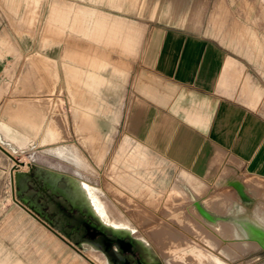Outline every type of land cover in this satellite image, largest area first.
Listing matches in <instances>:
<instances>
[{
	"label": "crops",
	"instance_id": "0c3cea01",
	"mask_svg": "<svg viewBox=\"0 0 264 264\" xmlns=\"http://www.w3.org/2000/svg\"><path fill=\"white\" fill-rule=\"evenodd\" d=\"M238 3L119 0L112 12L103 10L112 15L111 27L118 30L115 43L120 47L106 57L111 63L86 64L107 62L106 54H88V42L80 43L84 142L97 143L104 169L118 157L119 170L114 172L129 188L179 190L178 175L194 182L182 190L202 187L211 196L216 187L233 188L226 176L207 186L203 175L212 173L214 161L221 172L230 167L243 180H264V0ZM231 13L240 20V28L229 23ZM24 21V0H0V144L14 155L12 151L24 148V137L31 145L41 139L42 130L47 134L57 110L72 124V74L62 63L83 51L74 49L67 38L58 40L51 23L29 32ZM40 97L49 99L46 107L36 103ZM33 125L42 126L36 136L25 129ZM84 156L88 161L92 157ZM8 157L0 150L1 192L11 184ZM63 187L68 204L83 212L75 205L83 209L84 198L72 197L69 185ZM100 193L102 197L89 206L100 211L93 214L109 229L115 224L105 206L120 214L106 193ZM3 203L7 201L1 197ZM19 208L23 213L0 214V264H105L97 243L91 242V255H84L85 238L57 228L49 213L52 224ZM127 228L126 235L131 230ZM145 243L147 264L155 256ZM114 249L118 251L116 245ZM155 260L163 264L160 256Z\"/></svg>",
	"mask_w": 264,
	"mask_h": 264
},
{
	"label": "rangeland",
	"instance_id": "374dc122",
	"mask_svg": "<svg viewBox=\"0 0 264 264\" xmlns=\"http://www.w3.org/2000/svg\"><path fill=\"white\" fill-rule=\"evenodd\" d=\"M24 1V23L26 31L32 32L34 29L44 30L45 27L47 28L51 23V27L56 26L55 32L58 40L67 38L66 40L72 42V47H74V49L81 48L83 51L82 53H72L71 58L67 60V62L62 63L64 71L67 69L69 73L72 74L70 78L71 84L68 86V100L73 107L70 111L72 114V124L69 125L67 116L65 114L60 115V110H57V113L52 116L50 124L45 129L47 134H44L45 131L42 130L41 125L26 126L25 129L29 132H33L35 136L42 130V136L39 141L31 143V145L28 143L27 137H24V142L22 143L24 144V148L15 151V155L10 153V155L14 156V158L19 161V163H17L8 157L10 183L11 170H13L14 182L16 171L29 172L30 166H33V168L31 172L19 179L20 187H14L13 190L10 184V187L9 185L7 187L5 186L3 191H0V198L2 197L7 201V203L0 205V214L23 213V210L19 207L31 213V210L21 202L20 197H28L36 203L38 196L47 197L49 192H52L48 188H45L44 191L39 188L41 185L44 186L43 177L49 179L47 176L50 174L39 165H31L28 163L24 168L23 162L28 161L29 155L33 152L34 157L39 163H43L44 161L60 168L58 162L54 158H57V156L51 151L49 146H53L58 142L71 140V142H74L80 149L87 163L86 173L93 176V180L105 189L101 187L94 188L104 192V194L106 193L105 198L116 206V210L126 226L138 231L137 237L150 244L155 258L159 260L160 256L163 264H264V244H249L243 240L239 241L240 238L238 239L237 237L239 236L235 235L233 227L229 228L227 234H224L221 229L222 232L219 230V233H221H218L220 236H215L211 226L202 220L201 213L196 210L193 204L194 199L205 204H203L204 208L206 207V209L209 210L208 212L212 214L213 218L207 216L204 218L209 223H213V225L222 223L225 224L226 227H228V224L240 226L235 222V219L239 218L241 220L252 219L264 227V180H257V182L246 176L244 181L242 174L236 169L228 167L224 172H221L214 161L210 168L212 173L203 175L207 180V186L212 183V180L226 176L229 178L230 184H233L231 186L233 188H227L225 191H222L221 187H216L213 189L211 196L206 195L202 187L198 189L182 190L181 188L183 185L192 187L194 184L187 176L183 175H178V179L175 181V186L179 190L169 189L156 192L150 189L129 188V184L123 181L121 174L114 172L116 170L118 172L119 170L118 157L115 158V161L113 160L114 162L111 160L104 169V167L100 165L101 155L100 153H96L97 143L95 141L84 142V45L81 46L80 43L82 42L84 44V41L88 42L89 45L87 44L85 46V50H89L88 54H104V52L106 54L103 58H105L107 62H86V64L95 66L97 64L104 65L106 63H111L108 62V59L110 56H113L114 49L120 47L115 43L118 30L111 27V22L113 21L112 15L103 12V10L112 12L113 6L118 5L119 0ZM238 1L239 0H234L236 6L239 4ZM245 2L246 0H241L242 5L245 4ZM229 23L233 28H240L241 26L240 20L233 13L230 14ZM100 42H102V45H93V43ZM26 64L29 65L31 63L28 61ZM36 103L40 107H46L49 103V99L40 97V99L36 100ZM59 103H61V100L58 101V104ZM56 127L60 129L58 131L60 132V138L48 139L49 129L52 130ZM6 150L8 151L9 149L6 148ZM44 151L52 156L43 153ZM84 154H90L92 156L89 161L93 166L89 163ZM227 159L235 162L231 157ZM13 165L17 167L13 168ZM224 168L223 166V169ZM36 173H39L40 177L36 176ZM50 179L54 180L53 177ZM138 183L139 182H137L136 185ZM55 185L57 188L64 191L63 186L65 185L67 188L68 183L65 178H60ZM201 185L205 184L201 183ZM17 190L20 191V195L16 194ZM58 193L59 191H53L51 193L53 199H57L64 205H67V200L62 197L61 193ZM50 205L51 203H48L47 210L49 211H51L53 207V205ZM73 213L76 212L73 211ZM80 213L85 216L83 212ZM135 213L137 215H135ZM232 233H234L236 237ZM230 234L232 237L229 236ZM156 235H158V238ZM221 235L224 236V240ZM155 237L157 239H155ZM153 238L156 241L152 240ZM227 238H230L229 241ZM235 238L238 240H235ZM96 240L98 241V239ZM83 241L84 251L86 252L84 255L90 256L91 249L93 248L91 242L93 243V241L88 239H83ZM215 243L216 246L214 247ZM228 243L231 247H229ZM233 243L235 244L232 245ZM134 245L137 248L135 251L136 259L139 258L142 263L145 262L147 253L144 248L137 243H134ZM191 249L194 250L192 253L189 251ZM113 250L115 251L114 246ZM117 250L116 252L120 253V249L118 248ZM101 251H103L102 248ZM103 253L106 257L105 264H114L104 251ZM127 253L133 258L130 252Z\"/></svg>",
	"mask_w": 264,
	"mask_h": 264
},
{
	"label": "bare ground",
	"instance_id": "6f19581e",
	"mask_svg": "<svg viewBox=\"0 0 264 264\" xmlns=\"http://www.w3.org/2000/svg\"><path fill=\"white\" fill-rule=\"evenodd\" d=\"M63 120H64V118H63ZM59 130L60 129L57 128V127L54 128V129H52V130L49 129V131H48V137L47 138L48 139L60 138V132H58ZM49 147H50L51 151H53L55 153V155L57 156V158L54 157V156L53 157L58 162V165L60 166V168H57L53 164H49V163L44 162V161H43V163H39L37 161V159L34 157L33 152H31V154L29 155V160L26 161V162H23V167H25L28 163H30L31 165H39L40 167L45 168V169L48 170V174H50L48 178H52L53 177V179L56 180V181L59 180L60 178H65L66 181H67V178H71V179H74L78 184H80L81 187H84V185H89V186H93V187H97V188L100 187V185L97 184L93 180V176H90V174H87L86 173L87 172L86 171L87 170V163H86V161H85V159H84V157H83L80 149L76 146V144L74 142H71V140L70 141H65V142H58L57 144H55L53 146L51 145ZM12 152H15V151H12ZM9 153H11V150L9 151ZM43 153H45V151ZM11 154L14 155L13 153H11ZM45 154L50 155L48 153H45ZM50 156H52V155H50ZM12 176H13V171H12ZM94 194H96V193L94 192ZM193 202H194L193 204L195 205L196 210L199 211V213H201L202 220L205 223H207L209 226H211V229L213 231V234L215 233L214 234L215 236H218L222 232V230H223L224 234H227L229 232V228L230 227H233L234 232H235V235L239 236V237H237L238 239L239 238L241 239V240L239 239V241H242L243 240L244 242H247L249 244L250 243L264 244V227L261 224L253 221L252 219H243V220H241L239 218H236L235 219V222H237V224H239L240 226H236L235 224H234V226H232V225L228 224V227H226V225L225 224H222V223H218L217 225H213V223H209L204 218L205 216L213 218L212 217V214L210 212H208L209 210H207L206 207L204 208V206H203L204 203L202 204V203L198 202L196 199H194ZM74 205H75V203H74ZM75 207L79 208L82 211V207L81 206L75 205ZM105 208H106V210H105L106 211V214L108 215L109 219L115 224L113 227H111V228L109 227V229L106 226H104L103 223H101V221H99L96 218V216L93 213H91L90 211H88L86 213V215H88L89 217L93 218L96 221L95 223H97V225L101 226V228L103 230L112 232V233L117 234V235H120L122 237H130V238L133 239L134 243L140 244L143 248H145V250H148L149 249L148 246L145 243V240L140 239L139 237H137L138 236V231L136 229L129 230V232H128L127 235L124 234V230L121 227H126V224L122 221V219L120 218V216L112 208H110L108 205H106ZM135 208H136V206H135ZM137 208H139V207H137ZM131 211H132V208H131ZM140 213H142V212H140ZM135 215H137V214L135 213ZM187 216H189V215H187ZM105 219L106 218H104V220ZM214 222H215V220H214ZM219 230L221 231L220 233H219ZM216 232H217V234H216ZM232 234L234 235V233H232ZM157 236L158 235H156V237ZM227 236H225V237H227ZM229 236L232 237L231 234ZM156 237H155V239L158 238V237L157 238ZM221 237L223 238L224 236L221 235ZM178 238H180V237H178ZM230 238H227V240L229 241ZM237 238H235V240ZM152 240H154V238ZM223 240H224V238H223ZM154 241H156V240H154ZM239 241H237V242H239ZM230 244H231V241H230ZM230 244H229V247H231ZM234 244L235 243H233L232 245H234ZM116 246L118 247V245H116ZM215 246H216V243H215L214 247ZM189 251L192 253L194 250L191 249Z\"/></svg>",
	"mask_w": 264,
	"mask_h": 264
},
{
	"label": "flooded vegetation",
	"instance_id": "af4514ba",
	"mask_svg": "<svg viewBox=\"0 0 264 264\" xmlns=\"http://www.w3.org/2000/svg\"><path fill=\"white\" fill-rule=\"evenodd\" d=\"M67 183H68V185L70 187L69 191H70V195L72 197L78 196L79 199L84 198V208L82 209V211H84V214H86L88 211H90L92 213H94V212L100 213L99 211H96L95 208L93 209V207L89 206V202L95 201L99 197H102L101 193L96 188H94L93 186L84 185V190H83L81 188L80 184H78L74 179H71V178H67ZM79 186H80V188H79ZM39 188L41 190H43V191L45 190V187L43 185H41ZM52 192H49L47 197L38 196L37 197L38 200H37L36 203L33 202L32 199H30V198H28V199L30 201H32L37 207L41 208V210L43 212H45L46 214L49 213L51 216H53L54 217L53 224L57 228H62V229L68 228V230L72 231L73 235H78L79 237L82 236L83 238L91 240V241L97 243L102 248V243H101V237L100 236H97L94 239H89L87 236H85V229H84V227L82 225V220L85 218L86 215L83 216L75 208L69 206L68 205V201L66 203L67 205H64L63 203H61L57 199H53V196L51 194ZM94 192L96 194H94ZM58 194H60V192ZM63 198L65 199V197H63ZM48 203H51L50 206L53 205L51 211L47 210ZM73 211H75L76 213H73ZM121 228L124 231L128 230L127 226L126 227H121ZM96 239H98V241ZM136 250H137V248H136ZM135 251L132 254L133 258H131L128 255L127 252L118 253V252L114 251L113 249L109 250L106 253V255L114 264H121L123 262V260H125V259H126V262H127L126 264H130L131 262H133L131 264H137V259H139V258L136 259V257H135L136 256V252ZM145 252L147 253V257H148L150 253L147 250H145ZM114 260H115V262H114ZM147 264H159V263L156 262L155 258H153V261L151 263H147Z\"/></svg>",
	"mask_w": 264,
	"mask_h": 264
},
{
	"label": "water",
	"instance_id": "95a60500",
	"mask_svg": "<svg viewBox=\"0 0 264 264\" xmlns=\"http://www.w3.org/2000/svg\"><path fill=\"white\" fill-rule=\"evenodd\" d=\"M0 150L5 153L7 156H9L13 161L19 163L14 156L10 155V153L0 144ZM13 168H16L13 165ZM33 166H30V171L32 170ZM12 171H10L11 174V187L14 190V187H20L19 179L22 178L24 175L28 174L29 172H18L16 171L15 173V179L13 182V176H12ZM36 176H39V173H36ZM42 178V177H41ZM44 178V179H43ZM43 183L44 187L50 189L51 191H59L63 197L67 200L66 196L64 195V191L62 189L57 188V186L52 183L51 179H47L46 177H43ZM17 195H20V191H16ZM20 200L23 204H25L30 210L31 214L38 218L44 219L48 224H52L51 220L48 219V216L45 212H43L39 207H37L32 201L28 199V197L21 196ZM68 201V200H67ZM82 225L85 229V236H87L89 239H94L97 236L101 237V243H102V250L107 253L109 250L113 249L114 245H118L120 252L125 253V252H130L131 254L134 253L136 250V247L134 245V241L130 237H122L117 234H109L105 230L101 228V226L97 225L93 220L85 217L82 220ZM126 259L123 260L122 264H126ZM138 264H143L140 259H137Z\"/></svg>",
	"mask_w": 264,
	"mask_h": 264
}]
</instances>
